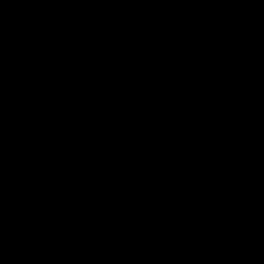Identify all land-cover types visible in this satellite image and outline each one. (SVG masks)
I'll return each mask as SVG.
<instances>
[{"label": "water", "instance_id": "obj_1", "mask_svg": "<svg viewBox=\"0 0 264 264\" xmlns=\"http://www.w3.org/2000/svg\"><path fill=\"white\" fill-rule=\"evenodd\" d=\"M0 264H264V0H0Z\"/></svg>", "mask_w": 264, "mask_h": 264}]
</instances>
